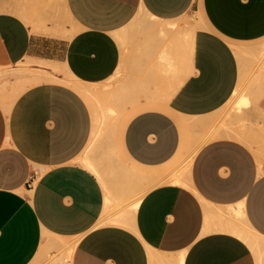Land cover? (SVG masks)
I'll list each match as a JSON object with an SVG mask.
<instances>
[{
    "label": "crops",
    "instance_id": "obj_1",
    "mask_svg": "<svg viewBox=\"0 0 264 264\" xmlns=\"http://www.w3.org/2000/svg\"><path fill=\"white\" fill-rule=\"evenodd\" d=\"M263 42L264 0H0V264H264V159L218 121L241 87L264 139Z\"/></svg>",
    "mask_w": 264,
    "mask_h": 264
},
{
    "label": "rangeland",
    "instance_id": "obj_2",
    "mask_svg": "<svg viewBox=\"0 0 264 264\" xmlns=\"http://www.w3.org/2000/svg\"><path fill=\"white\" fill-rule=\"evenodd\" d=\"M23 68L28 69V67ZM5 72L13 76L12 73L15 72V70L4 71L2 72V74H5ZM19 72L22 73V69H18V73ZM83 88L89 89L93 91V93L96 89L100 91V95L98 97H95L94 94L90 96H86L83 94L86 99H90L92 101V104H95L96 98L99 99V102H101L104 98H110V80H107L102 84L94 86L92 85L89 87L84 85ZM102 90L103 92L105 90H108V95L106 97L102 96ZM240 90L241 87L239 88L238 93L234 97H232V99L224 108L219 111V128L221 130L229 128L234 130V132L241 136V138L243 137L242 141H244L257 156L264 159V139L259 128L263 107L257 102L259 100V97H250L246 91H242V94H240ZM244 96L246 97V103H240V98ZM109 112L111 114L115 113L112 108L109 110ZM68 244L69 243H63L60 244L59 247H57L58 249H56L55 254H57L58 259L56 261L69 259L68 250L70 248H73L74 245L69 246L67 249ZM49 259L50 257L47 258V260Z\"/></svg>",
    "mask_w": 264,
    "mask_h": 264
},
{
    "label": "bare ground",
    "instance_id": "obj_3",
    "mask_svg": "<svg viewBox=\"0 0 264 264\" xmlns=\"http://www.w3.org/2000/svg\"><path fill=\"white\" fill-rule=\"evenodd\" d=\"M21 72H19L18 73V71H15V72H13L12 74H13V76L16 78V77H18V74H20ZM40 78V77H39ZM17 79V78H16ZM1 80V79H0ZM66 83H68V84H70L72 87H74L75 89H77L78 91H80V92H82V94H84V95H86V96H90V95H93V91H91V90H89V89H85V88H83V85L82 84H79V83H77L76 81H74V80H67L66 81ZM7 87V86H6ZM238 88H236V90L234 91V93H233V95H232V97H234L237 93H238ZM240 103H246V97L244 96V97H241L240 98ZM9 106V105H8ZM108 108V107H107ZM5 109V108H4ZM259 128H260V132H261V126H260V123H259ZM229 134H232V133H229ZM233 136H235V137H237V138H241V136H239L237 133H233L232 134ZM261 135H262V132H261ZM241 139H243V137L241 138ZM188 164V163H187ZM186 164V166L182 169V173H184L186 170H187V165ZM136 172V171H135ZM147 175V174H146ZM141 178V177H140ZM151 179V178H150ZM172 182L173 183H179V179H178V177H174V179H172ZM138 199H140V198H138ZM137 199V200H138ZM137 200H136V202L131 206V209L134 211L135 210V208H136V206L138 205L137 203H139V202H137ZM107 206V205H106ZM127 211V210H126ZM128 213V212H127ZM130 213V212H129ZM132 214V213H131ZM127 215V214H126ZM119 216V215H118ZM124 216V215H123ZM117 219V218H116ZM115 219V220H116ZM117 221H118V219H117ZM119 221H121V219H119ZM246 228H244V230H245ZM248 233V232H247ZM248 234H250V233H248ZM249 238V237H248ZM72 251H73V248H70L69 250H68V254H69V256L68 257H70L71 256V253H72ZM182 261H183V256L181 255L179 258H178V264H182Z\"/></svg>",
    "mask_w": 264,
    "mask_h": 264
}]
</instances>
